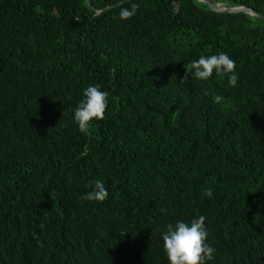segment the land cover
Here are the masks:
<instances>
[{
	"label": "trees",
	"instance_id": "obj_1",
	"mask_svg": "<svg viewBox=\"0 0 264 264\" xmlns=\"http://www.w3.org/2000/svg\"><path fill=\"white\" fill-rule=\"evenodd\" d=\"M89 2L111 7L0 0V264H169L167 226L200 215L207 264H264V22L199 0H133L124 21L117 0ZM221 52L235 87L181 82ZM89 85L110 95L81 133ZM98 179L107 200H82Z\"/></svg>",
	"mask_w": 264,
	"mask_h": 264
},
{
	"label": "clouds",
	"instance_id": "obj_2",
	"mask_svg": "<svg viewBox=\"0 0 264 264\" xmlns=\"http://www.w3.org/2000/svg\"><path fill=\"white\" fill-rule=\"evenodd\" d=\"M129 4V7H125ZM120 8L118 17L127 21L133 18L140 5L133 0H117ZM219 76H227L230 87H235L238 83L236 74V62L226 53L217 55L200 56L198 60L190 62L186 67V73L181 82L189 79L207 81L213 73ZM108 91H102L99 85H89L83 92V99L73 109L74 121L78 125L81 133H86L93 120H103L108 106ZM220 95L213 96L214 103L222 101ZM109 192L102 180L94 181V188L81 199L89 202H104L107 200ZM202 196L213 197L211 188L202 190ZM206 217L200 215L191 222L177 220L174 224L167 226V231L162 235L163 248L167 254L169 264H207L214 258L216 249L207 243L208 232L205 226Z\"/></svg>",
	"mask_w": 264,
	"mask_h": 264
},
{
	"label": "water",
	"instance_id": "obj_3",
	"mask_svg": "<svg viewBox=\"0 0 264 264\" xmlns=\"http://www.w3.org/2000/svg\"><path fill=\"white\" fill-rule=\"evenodd\" d=\"M201 2H203L204 4H206L211 10L215 11V12H220V13H234L233 9L227 7L225 4L221 3V2H216L214 0H199ZM87 4L89 5V7L93 8L91 3L89 2V0H86ZM117 4V3H116ZM115 4V5H116ZM113 5V6H115ZM111 6H107L102 10H95V12L97 14L101 13L104 10L109 9ZM239 10L243 11L244 13H248L251 16L257 17L259 19H261L264 22V14L259 13L255 10H253L252 8L246 7V6H237Z\"/></svg>",
	"mask_w": 264,
	"mask_h": 264
},
{
	"label": "bare ground",
	"instance_id": "obj_4",
	"mask_svg": "<svg viewBox=\"0 0 264 264\" xmlns=\"http://www.w3.org/2000/svg\"><path fill=\"white\" fill-rule=\"evenodd\" d=\"M226 6L229 7V8H231V9H233V12L234 13H236V12H243V11L239 10L236 5L226 4Z\"/></svg>",
	"mask_w": 264,
	"mask_h": 264
}]
</instances>
